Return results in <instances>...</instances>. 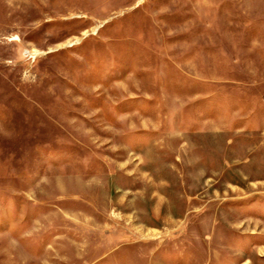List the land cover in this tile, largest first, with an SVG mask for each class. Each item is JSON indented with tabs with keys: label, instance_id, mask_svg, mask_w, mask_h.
Wrapping results in <instances>:
<instances>
[{
	"label": "rangeland",
	"instance_id": "1",
	"mask_svg": "<svg viewBox=\"0 0 264 264\" xmlns=\"http://www.w3.org/2000/svg\"><path fill=\"white\" fill-rule=\"evenodd\" d=\"M0 264H264V0H0Z\"/></svg>",
	"mask_w": 264,
	"mask_h": 264
}]
</instances>
